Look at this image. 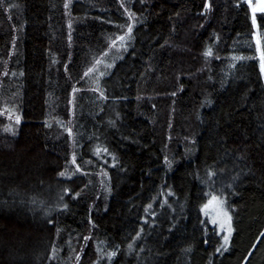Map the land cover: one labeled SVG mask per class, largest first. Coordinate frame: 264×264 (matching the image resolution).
<instances>
[{
    "label": "trees",
    "instance_id": "16d2710c",
    "mask_svg": "<svg viewBox=\"0 0 264 264\" xmlns=\"http://www.w3.org/2000/svg\"><path fill=\"white\" fill-rule=\"evenodd\" d=\"M252 16L249 0H0V264H264Z\"/></svg>",
    "mask_w": 264,
    "mask_h": 264
},
{
    "label": "rangeland",
    "instance_id": "374dc122",
    "mask_svg": "<svg viewBox=\"0 0 264 264\" xmlns=\"http://www.w3.org/2000/svg\"><path fill=\"white\" fill-rule=\"evenodd\" d=\"M215 197V199H213ZM202 207L203 215L209 220V222L215 225L224 236H231L232 233V215L228 208L226 201L221 196H213ZM226 213V215H225ZM231 218L230 221L228 218Z\"/></svg>",
    "mask_w": 264,
    "mask_h": 264
},
{
    "label": "snow or ice",
    "instance_id": "6c2138e0",
    "mask_svg": "<svg viewBox=\"0 0 264 264\" xmlns=\"http://www.w3.org/2000/svg\"><path fill=\"white\" fill-rule=\"evenodd\" d=\"M249 6L252 9V14H253L252 18H253V23L255 24L256 12L259 11L261 13H264V0H257V3L255 5H252L251 0H249ZM120 39L123 40V37H120ZM257 43L259 44V40L257 41ZM261 68H262V71H264V52L261 53ZM17 122H19V117H17ZM213 199H215V197H213ZM228 219L230 221L231 218L229 217ZM227 240H228V237L226 236L225 241Z\"/></svg>",
    "mask_w": 264,
    "mask_h": 264
},
{
    "label": "built area",
    "instance_id": "2783aa9c",
    "mask_svg": "<svg viewBox=\"0 0 264 264\" xmlns=\"http://www.w3.org/2000/svg\"><path fill=\"white\" fill-rule=\"evenodd\" d=\"M251 2H252V0H251Z\"/></svg>",
    "mask_w": 264,
    "mask_h": 264
}]
</instances>
